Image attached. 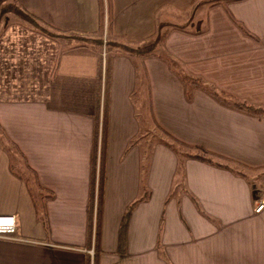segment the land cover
<instances>
[{
    "label": "crops",
    "instance_id": "1",
    "mask_svg": "<svg viewBox=\"0 0 264 264\" xmlns=\"http://www.w3.org/2000/svg\"><path fill=\"white\" fill-rule=\"evenodd\" d=\"M195 1L111 0L112 35L128 42L132 51L123 54L118 51L121 46L111 48L116 52L96 264H264V209L253 212L258 191L249 179L186 159L182 189L172 194L178 160L170 148L146 140L144 153L140 145L126 150L139 133L132 94L138 77L145 75L140 87L147 90L160 128L184 143L239 162L250 172L264 173V117L227 108L196 86L188 100L168 64L144 54L148 36L165 27V11L169 19L175 11L204 12L203 26L196 30L187 29V21L178 22L185 14L167 22L172 29L156 54L171 56L188 76L211 88L264 107V0H207L210 5L201 8ZM15 2L68 32L93 34L98 29L97 0ZM227 11L257 40L244 34ZM98 63L99 53L91 47L65 49L43 100L0 99L1 126L37 173L40 185L54 194L46 201L45 229L25 183L11 173L0 148V215L15 218L14 238H0V264H93L88 204ZM147 151L149 195L132 212L125 248L119 251V228L127 206L141 194V155L147 157Z\"/></svg>",
    "mask_w": 264,
    "mask_h": 264
},
{
    "label": "rangeland",
    "instance_id": "2",
    "mask_svg": "<svg viewBox=\"0 0 264 264\" xmlns=\"http://www.w3.org/2000/svg\"><path fill=\"white\" fill-rule=\"evenodd\" d=\"M13 1L5 0L3 4L1 5V8H3L5 11L2 12L0 16V32L3 30L5 32L0 37V57L3 58L2 64L0 65V99L43 100V98H45L46 94L48 93L49 82L54 79V72L57 66L59 53H61L65 49L66 50L72 49L71 47L78 44L79 41L71 37H68V38L59 37L54 40H51V39H48L36 33V29L38 28V26L42 24H38V26H36L34 22L30 20H26L25 15L22 13V11H20L21 9L20 6L17 5L15 0ZM209 1H215V0H208V2ZM208 2L207 0H196L195 4L197 8H201L203 6L210 5V4H207ZM171 13H172V17H170L169 19L168 15L170 14V12L165 11L164 12L165 27L159 26L156 32L148 36L149 40L147 41L148 42V45L146 47L147 50L146 52H144L145 55H155L157 57L156 52H158L157 49L159 47V43L162 41L163 36L166 35V31L172 29V26L167 27L166 24H168L167 22H176V20L173 19L175 18L176 15L181 17L182 15L185 14L184 16L186 17L184 19H182L181 21L180 20L179 21L177 20V21L178 22H184V21L189 22L188 25L186 26L187 29L196 30L198 28H201V26H203L201 22L203 21L202 18H203L204 12H200L199 10H196L195 12L187 11V12L181 13V12L175 11ZM193 13H194V16L192 18ZM104 15H105V18H104L103 31L99 34L97 31H95V33L93 34H81V33L77 34L74 32H68L71 36L79 35V36H85L88 38L101 37L103 39L102 46L100 47V52L97 51L99 53V57L102 56V60H103L102 78H101V85L103 86V91L101 94V86H100V106H99V114H98L99 133H98V140H97V172H96L97 174H96V180H95L96 182L95 190L98 184V163H99V158H100V153H101V148H102L101 127H102L103 114H104L103 104L105 101V98H104L105 96V90H104L105 75L104 73H105V67H106V58H108V56H112L113 58V55L116 52V50L111 49L113 45L107 44V42H109L112 37L110 36L109 30H108L106 10H105ZM112 21H113V15H112ZM158 32L160 33V37L158 38L159 41L157 40ZM112 40H114V44H116L118 47H120L119 45H121V47L118 50L120 53L124 54V53H130L132 51L130 47H128V50H127V48L124 46L125 45L124 41L118 40V39H112ZM136 44H135V48L139 49L140 48L139 45H136ZM88 47H91V44H89ZM73 49H76V48H73ZM142 49L145 50V48H142ZM9 64L15 65V72L13 70L14 67L12 66L9 67ZM141 76H142L141 78L140 76L138 77L137 88L134 90L132 94L133 105H136V111H137L136 116H137V121L139 124V133L136 136V138H133L128 143L126 150H129V148L133 146L140 145L141 152L144 153L143 149L147 148L145 147L146 145H143L144 142L149 141L148 144H150V142L152 141L155 142L154 138L162 137L163 135L157 129H155V126L153 124V120L155 121L154 116L151 117V113L146 106L147 105V97H146L147 90L145 87L144 88H142V86L140 87V83H141L140 80H142V82L145 83V80L143 78L145 75L144 76L141 75ZM191 88L192 87L186 89L185 87V92L187 93V95L191 96V90H192ZM107 97L109 98V90H108ZM94 119H95V114H94ZM0 128L7 135V133L5 132L1 124H0ZM93 130H94V123H93ZM11 141L14 142L13 140ZM141 144L143 147L141 146ZM15 145L17 146L16 143ZM92 147H93V137H92ZM105 148H107V133H106ZM20 152L23 154L21 150ZM147 153L149 154V151H147ZM6 154H7L8 159H10L8 153ZM10 155H12V162H13L15 171L23 174L25 177L29 178L32 182L31 175L27 172L25 165H24V160L22 159V157L19 156L17 152H15L14 154L11 153ZM91 157H92V151H91ZM105 157H106V152H105ZM24 158L26 159L25 156ZM143 158L145 157H142L141 155V162L143 161ZM26 162H27V159H26ZM236 163L240 164L239 162H236ZM231 165H233L235 169L242 171L245 174L244 176L246 177V179L247 180L249 179V183H252V185L255 186L254 189H257L258 191L255 200L257 198H264V173L250 172V168L247 166H244L243 164L241 165H243L244 167L237 165V164H231ZM177 181L180 183L181 179L178 178ZM31 185L33 186V184ZM174 189L172 191V194H177V193H180V190L182 189V187L181 185H179L178 189L177 188H174ZM33 190L35 194H38V190H36L35 188H33ZM253 212H254V207H253ZM95 214H96V208L93 209V226L94 227H95V221H94ZM13 233L11 235H13ZM94 234H95V229H94ZM94 234H93V227H92V243H94ZM12 238L14 237L11 236V238L9 239H12Z\"/></svg>",
    "mask_w": 264,
    "mask_h": 264
},
{
    "label": "trees",
    "instance_id": "3",
    "mask_svg": "<svg viewBox=\"0 0 264 264\" xmlns=\"http://www.w3.org/2000/svg\"><path fill=\"white\" fill-rule=\"evenodd\" d=\"M98 6H99V26H98V34L103 31L104 27V18H105V10L107 12V21H108V30L110 33V36L112 37L109 42H107L108 45H116L114 44V40L117 39L116 36L112 35V2L111 0H97ZM227 1H238V0H227ZM213 6V5H211ZM5 10L1 8L0 10V16L2 12ZM22 13L25 15L26 20H30L38 26V24H42L38 26L36 29V33L54 40L59 37L68 38L71 37L77 41H79L78 44L71 47L73 48H79V47H88L89 44H91V48L93 50L100 52V47L102 46L103 39L101 37H93L88 38L85 36H79V35H73L71 36L68 31L63 30L62 28L52 26L50 24H47L43 22L39 17L29 13L27 10L20 9ZM229 17L231 20L242 30V32L246 35H249L257 40V37L254 36L250 31H248L232 14L230 11H227ZM4 30L0 32V37L4 34ZM200 33V31L198 32ZM160 33H157V40L159 41ZM119 45V44H118ZM128 42L125 43V47L128 50ZM117 46V45H116ZM121 46V45H119ZM157 57L162 58L165 60L169 66V68L180 78L181 82L184 84L186 89L197 86L201 89H203L207 94H209L213 99H215L219 104L231 108L233 110L253 115L257 117H264V107L263 106H256L253 105L246 100H242L240 98H237L233 95L227 94L223 91L216 90L214 88H211L207 85H205L201 79L194 78L191 76H188L182 69L178 66L176 60L172 58L171 56L164 54V55H157ZM102 56L99 57V63H98V80L99 84L101 86V78H102ZM111 62H112V56H108L106 58V67H105V101L103 104V121H102V127H101V140H102V148L98 163V184L97 188L95 190L96 186V172H97V140H98V133H99V124H98V114H99V106H100V86L97 93V100L95 104V119H94V130H93V147H92V157H91V181H90V190H89V204H88V240L89 244H92V227H93V209L96 202V219H95V234H94V256H93V264H96L95 254L96 249L98 248L100 234H101V214H102V202H103V190H104V181H105V152H106V133H107V127H108V90H109V84H110V76H111ZM187 99L190 100L191 96L187 95ZM147 108L151 113V107L149 103V99L147 101ZM153 124L155 126V129H157L163 136L162 137H156L154 138V141L160 144H163L170 148L177 156V169H176V177L181 179L180 183L176 180L175 184L177 185L173 186L174 188L179 187V185L182 183V179H184V173H183V167L184 162L186 159H193L197 160L215 167L228 169L232 172H234L236 175L244 176L245 174L233 167L231 164H237L242 167H244L241 164L236 163L235 161H232L228 158H225L219 154H215L213 152H210L206 150L203 147L197 146V145H189L187 143H184L175 137L171 136L169 133L164 131L162 128H160L155 121L153 120ZM2 132V133H1ZM149 143V141H148ZM154 143L153 141L150 142L149 145ZM11 147H9V146ZM0 148L4 150L9 155V169L11 173L22 180L30 194V197L32 199L37 219L42 223L43 227L45 229H48V215L46 210V201L53 199L54 194L52 191L43 188L39 181L37 174L33 168H31L24 158L23 154L20 152L18 146L15 145L14 142H12L7 135L1 130L0 128ZM14 151V152H13ZM17 152L19 156L22 157L24 160V165L27 170V172L31 175L32 182L29 178L25 177L23 174L18 173L15 171L13 162H12V155L11 153ZM149 154L147 157L143 158V161L141 162V194L138 196L134 201H132L126 208L123 218L121 221V225L119 228V251H124L125 248V240H126V231L127 226L129 223L130 216L134 209L139 205V203L145 201L148 198L149 191L146 186V172L148 169L149 164ZM236 166V165H235ZM33 184V186L31 185ZM252 185V183H250ZM33 188L38 190V194H35ZM175 190V189H174ZM40 191V193H39Z\"/></svg>",
    "mask_w": 264,
    "mask_h": 264
},
{
    "label": "built area",
    "instance_id": "4",
    "mask_svg": "<svg viewBox=\"0 0 264 264\" xmlns=\"http://www.w3.org/2000/svg\"><path fill=\"white\" fill-rule=\"evenodd\" d=\"M96 208V202L95 207ZM264 209V198H257L254 202V213H259ZM96 219V214L94 221ZM95 227L93 226V234ZM15 230V218L13 215H0V237L11 238Z\"/></svg>",
    "mask_w": 264,
    "mask_h": 264
}]
</instances>
